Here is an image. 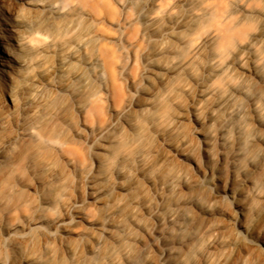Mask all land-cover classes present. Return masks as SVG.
<instances>
[{"label":"clouds","instance_id":"1","mask_svg":"<svg viewBox=\"0 0 264 264\" xmlns=\"http://www.w3.org/2000/svg\"><path fill=\"white\" fill-rule=\"evenodd\" d=\"M0 264H264V0H0Z\"/></svg>","mask_w":264,"mask_h":264},{"label":"bare ground","instance_id":"2","mask_svg":"<svg viewBox=\"0 0 264 264\" xmlns=\"http://www.w3.org/2000/svg\"><path fill=\"white\" fill-rule=\"evenodd\" d=\"M0 56H3V53H2V51H0Z\"/></svg>","mask_w":264,"mask_h":264}]
</instances>
